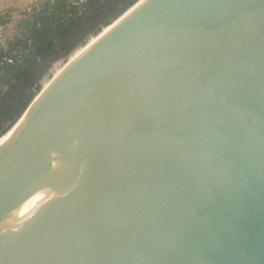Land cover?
<instances>
[{"label":"water","instance_id":"obj_1","mask_svg":"<svg viewBox=\"0 0 264 264\" xmlns=\"http://www.w3.org/2000/svg\"><path fill=\"white\" fill-rule=\"evenodd\" d=\"M19 123L0 264H264V0L138 1Z\"/></svg>","mask_w":264,"mask_h":264},{"label":"trees","instance_id":"obj_2","mask_svg":"<svg viewBox=\"0 0 264 264\" xmlns=\"http://www.w3.org/2000/svg\"><path fill=\"white\" fill-rule=\"evenodd\" d=\"M49 1L32 17L27 34L10 45L0 43V60L14 61L0 66V137L44 89L42 82L56 63L69 62L104 26L140 0H77L80 6L72 5V0Z\"/></svg>","mask_w":264,"mask_h":264},{"label":"crops","instance_id":"obj_3","mask_svg":"<svg viewBox=\"0 0 264 264\" xmlns=\"http://www.w3.org/2000/svg\"><path fill=\"white\" fill-rule=\"evenodd\" d=\"M46 1L0 0V36L5 46L31 30L34 11Z\"/></svg>","mask_w":264,"mask_h":264},{"label":"rangeland","instance_id":"obj_4","mask_svg":"<svg viewBox=\"0 0 264 264\" xmlns=\"http://www.w3.org/2000/svg\"><path fill=\"white\" fill-rule=\"evenodd\" d=\"M111 24L106 25L103 27L102 32L105 30L107 31V29L110 27ZM91 41V40H90ZM77 55V54H76ZM75 55V56H76ZM66 63V61H60L58 63H56L52 69L49 72V75L44 79V81L42 82L43 85L46 86V84H48L50 82V80L56 75V73H58V71L63 67V65ZM15 125V124H14ZM13 127V125L11 126V128ZM10 128V129H11ZM10 129H8V131H10ZM8 131L6 133H8Z\"/></svg>","mask_w":264,"mask_h":264},{"label":"built area","instance_id":"obj_5","mask_svg":"<svg viewBox=\"0 0 264 264\" xmlns=\"http://www.w3.org/2000/svg\"><path fill=\"white\" fill-rule=\"evenodd\" d=\"M49 2H50V4H52L53 0H50ZM71 4L75 5V6H80V3L77 0H72ZM38 9H36L34 11V15H36V13L38 12ZM19 38H22V36H19ZM1 42L2 41H1V36H0V43ZM13 63H14L13 59L12 58H8V57H2L1 60H0V66L9 65V64H13Z\"/></svg>","mask_w":264,"mask_h":264},{"label":"bare ground","instance_id":"obj_6","mask_svg":"<svg viewBox=\"0 0 264 264\" xmlns=\"http://www.w3.org/2000/svg\"><path fill=\"white\" fill-rule=\"evenodd\" d=\"M107 30H109V28ZM20 124L21 123L17 124L8 134H6L2 138H0V145L4 144L7 141H9L14 136V134L16 133L17 129L19 128Z\"/></svg>","mask_w":264,"mask_h":264}]
</instances>
